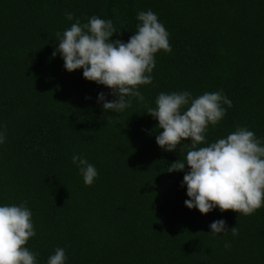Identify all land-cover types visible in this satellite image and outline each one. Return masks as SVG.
Returning <instances> with one entry per match:
<instances>
[{
	"label": "trees",
	"instance_id": "trees-1",
	"mask_svg": "<svg viewBox=\"0 0 264 264\" xmlns=\"http://www.w3.org/2000/svg\"><path fill=\"white\" fill-rule=\"evenodd\" d=\"M147 10L169 33L171 52L155 54L153 81L138 89L143 103L133 97L106 113L98 94L111 101L112 90L82 68L67 71L52 55L56 34L98 16L113 22L111 39L127 42ZM220 90L232 106L208 126L207 143L247 127L264 146V0H0V206L31 210L36 235L25 247L36 264L56 248L65 264H264V206L248 216L189 209L188 166L167 171L191 142L162 149L163 129L146 113L161 92ZM77 154L98 172L90 186ZM221 219L227 231L212 234Z\"/></svg>",
	"mask_w": 264,
	"mask_h": 264
},
{
	"label": "clouds",
	"instance_id": "clouds-1",
	"mask_svg": "<svg viewBox=\"0 0 264 264\" xmlns=\"http://www.w3.org/2000/svg\"><path fill=\"white\" fill-rule=\"evenodd\" d=\"M74 14L66 13L68 20ZM137 31L127 42L111 37L117 32L113 22L92 16L81 25L77 20L62 34L57 33L59 43L53 56L59 53L64 67L72 72L83 69V77L111 89L116 97L111 101L105 93L98 94L97 102L109 111L120 113L131 105V98L143 103L140 85L153 81L155 54L163 50L171 52L169 33L157 15L151 10L137 13ZM90 99V97H88ZM156 107H147L146 113L158 120L163 131L156 136V143L166 151H175L182 141H189L186 157L169 165L167 172L188 171L182 186H187L185 205L207 214L216 207L232 210L245 216L264 206V146L255 133L247 127H237L225 138L212 143L206 141L209 125L215 126L226 114L232 101L223 90L204 93L196 98L189 91L161 92L156 97ZM6 140V132H0V144ZM198 145H206L197 147ZM85 185H92L98 172L94 165L81 155H73ZM26 203V202H25ZM25 203L0 206V264H36V255L25 247L36 235L32 212ZM212 234L227 231L226 222L213 221ZM232 235H238V227H232ZM225 244V247H229ZM64 248H56L47 264H65Z\"/></svg>",
	"mask_w": 264,
	"mask_h": 264
}]
</instances>
